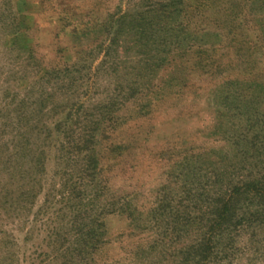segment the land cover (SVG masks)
Wrapping results in <instances>:
<instances>
[{"label": "rangeland", "instance_id": "obj_1", "mask_svg": "<svg viewBox=\"0 0 264 264\" xmlns=\"http://www.w3.org/2000/svg\"><path fill=\"white\" fill-rule=\"evenodd\" d=\"M261 179L264 0H0V264H264Z\"/></svg>", "mask_w": 264, "mask_h": 264}, {"label": "trees", "instance_id": "obj_2", "mask_svg": "<svg viewBox=\"0 0 264 264\" xmlns=\"http://www.w3.org/2000/svg\"><path fill=\"white\" fill-rule=\"evenodd\" d=\"M173 2V0H172ZM172 4V3H171ZM164 5V4H163ZM169 5V4H168ZM173 5V4H172ZM170 6V5H169ZM172 7V6H171ZM173 9L170 8H165L164 12L167 13V16H176L177 13L179 12V10H176V8L172 7ZM172 21H174V19H172ZM156 22V21H155ZM176 22V20H175ZM166 26V25H165ZM169 29V28H168ZM117 89V88H116ZM127 88L122 89V91L126 92ZM227 92V91H226ZM120 92H118V94L116 95V98H111L112 101H110L111 99L108 97L107 100L101 101L100 104H98V106H95L93 109L87 110L88 115L92 116V114H90L89 112L95 109L97 110V115H94V119L96 116H102L103 119H107V117L109 116V114L112 113V111L110 110L109 107H112V105H114L115 101H117V99L119 98ZM226 97L229 99L234 100L236 103H239L238 97L236 95H233V93L231 92H227ZM110 99V100H109ZM231 102V100H230ZM94 114V113H93ZM87 115V116H88ZM103 119H99L98 122L94 121L93 125L91 128H89V130H82V132L80 134H78V139H79V144L74 146L72 153V156H75V161H76V167L75 169L77 171L80 172L81 174V178H83V175H87L88 176V181H87V188H90V191H93V195L91 196L92 199H96V197L99 194L98 193V185H93V180H95L96 178H98L100 176V157L98 155V152L96 150V142H98V134L99 131H101V133L104 132L105 128L103 126ZM92 185V186H90ZM253 186V190L252 192H254V194L256 195H260L261 197L264 196V180L261 179V183L255 181L252 184H249V182H245L242 184V186L240 185L239 187L243 188V187H251ZM236 186L235 187H231L229 188L227 194H225V196H223L220 200H219V205L218 208L216 210L215 213V220H213L212 225L209 227L208 231L209 233H211V231L214 229L215 226L220 225L224 220L227 219V212H228V208L230 206V199L233 193L237 192V190H239ZM95 194V195H94ZM92 211V209H91ZM204 244V245H203ZM201 248H200V252H197L196 255L199 259L200 262L202 261L203 263L206 262V259L211 255V249L212 246H207L206 243H202L200 244Z\"/></svg>", "mask_w": 264, "mask_h": 264}]
</instances>
